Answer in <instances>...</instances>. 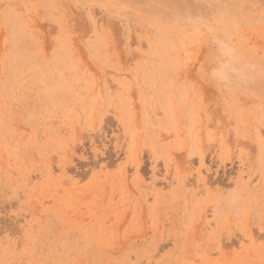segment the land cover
<instances>
[{"label":"rangeland","instance_id":"1","mask_svg":"<svg viewBox=\"0 0 264 264\" xmlns=\"http://www.w3.org/2000/svg\"><path fill=\"white\" fill-rule=\"evenodd\" d=\"M0 264H264V0H0Z\"/></svg>","mask_w":264,"mask_h":264}]
</instances>
